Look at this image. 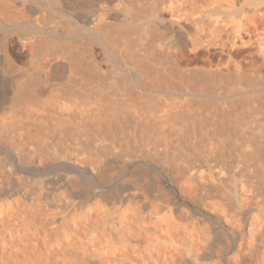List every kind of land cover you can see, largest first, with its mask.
Instances as JSON below:
<instances>
[{"label": "bare ground", "instance_id": "bare-ground-1", "mask_svg": "<svg viewBox=\"0 0 264 264\" xmlns=\"http://www.w3.org/2000/svg\"><path fill=\"white\" fill-rule=\"evenodd\" d=\"M263 4L0 0V264H264Z\"/></svg>", "mask_w": 264, "mask_h": 264}, {"label": "crops", "instance_id": "crops-1", "mask_svg": "<svg viewBox=\"0 0 264 264\" xmlns=\"http://www.w3.org/2000/svg\"><path fill=\"white\" fill-rule=\"evenodd\" d=\"M261 9H264V4L261 6ZM264 11V10H263Z\"/></svg>", "mask_w": 264, "mask_h": 264}, {"label": "rangeland", "instance_id": "rangeland-1", "mask_svg": "<svg viewBox=\"0 0 264 264\" xmlns=\"http://www.w3.org/2000/svg\"><path fill=\"white\" fill-rule=\"evenodd\" d=\"M252 35H255L254 33Z\"/></svg>", "mask_w": 264, "mask_h": 264}]
</instances>
